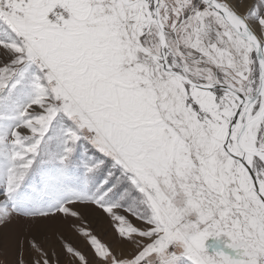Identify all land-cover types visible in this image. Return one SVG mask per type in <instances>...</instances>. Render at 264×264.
Instances as JSON below:
<instances>
[{
	"label": "snow or ice",
	"instance_id": "1",
	"mask_svg": "<svg viewBox=\"0 0 264 264\" xmlns=\"http://www.w3.org/2000/svg\"><path fill=\"white\" fill-rule=\"evenodd\" d=\"M13 218L90 250L32 233L16 264H264V0H0Z\"/></svg>",
	"mask_w": 264,
	"mask_h": 264
},
{
	"label": "rangeland",
	"instance_id": "2",
	"mask_svg": "<svg viewBox=\"0 0 264 264\" xmlns=\"http://www.w3.org/2000/svg\"><path fill=\"white\" fill-rule=\"evenodd\" d=\"M90 226L93 228L96 235L101 240L109 243L114 248L117 247L115 233L112 231L111 224L104 216L96 210L93 214L88 215ZM72 221H64L59 218H53L44 222V229L41 230L39 224H31L20 218H13L10 223L0 226V264H16L17 254L19 251L20 241L22 237L28 234L40 233L45 239L46 246L54 245L57 249L59 243L56 240V234L62 232L66 237L73 241V243L90 255V250L84 242L75 235L70 224ZM25 241V247H26ZM27 259V255L25 257ZM61 264H64L61 258Z\"/></svg>",
	"mask_w": 264,
	"mask_h": 264
}]
</instances>
